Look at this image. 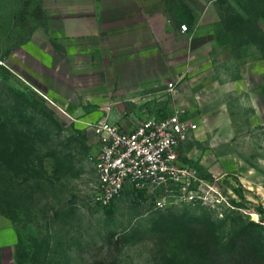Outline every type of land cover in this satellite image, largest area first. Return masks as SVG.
Returning a JSON list of instances; mask_svg holds the SVG:
<instances>
[{
    "label": "rangeland",
    "instance_id": "rangeland-1",
    "mask_svg": "<svg viewBox=\"0 0 264 264\" xmlns=\"http://www.w3.org/2000/svg\"><path fill=\"white\" fill-rule=\"evenodd\" d=\"M27 2L38 0L0 8V264H204L198 225L223 244L251 222L264 230V0H163L173 28L187 26L188 49L165 35L168 81L120 101L127 125L176 108L199 124L178 152L197 173L195 193L164 207L158 190L93 204L92 126L107 115L43 99L17 74L12 39L37 15Z\"/></svg>",
    "mask_w": 264,
    "mask_h": 264
},
{
    "label": "crops",
    "instance_id": "crops-1",
    "mask_svg": "<svg viewBox=\"0 0 264 264\" xmlns=\"http://www.w3.org/2000/svg\"><path fill=\"white\" fill-rule=\"evenodd\" d=\"M25 8L37 15L12 39L17 74L43 99L62 97L66 108L110 122L125 124L120 100L158 94L168 81L174 63L165 35L188 49L163 0H38Z\"/></svg>",
    "mask_w": 264,
    "mask_h": 264
},
{
    "label": "built area",
    "instance_id": "built-area-1",
    "mask_svg": "<svg viewBox=\"0 0 264 264\" xmlns=\"http://www.w3.org/2000/svg\"><path fill=\"white\" fill-rule=\"evenodd\" d=\"M187 31L182 25L181 32ZM179 83H170L169 91H176ZM92 130L99 142L93 204L107 207L128 189L163 192L158 201L163 207L168 201L192 199L199 179L194 169L180 164L178 152L198 132L199 124L184 110L176 108L161 119L145 116L130 126L104 118Z\"/></svg>",
    "mask_w": 264,
    "mask_h": 264
},
{
    "label": "trees",
    "instance_id": "trees-1",
    "mask_svg": "<svg viewBox=\"0 0 264 264\" xmlns=\"http://www.w3.org/2000/svg\"><path fill=\"white\" fill-rule=\"evenodd\" d=\"M194 230L204 264H264V230L260 224L249 223L226 244L210 226L198 225Z\"/></svg>",
    "mask_w": 264,
    "mask_h": 264
}]
</instances>
